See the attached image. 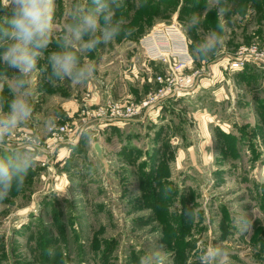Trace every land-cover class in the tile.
<instances>
[{"label": "rangeland", "instance_id": "obj_1", "mask_svg": "<svg viewBox=\"0 0 264 264\" xmlns=\"http://www.w3.org/2000/svg\"><path fill=\"white\" fill-rule=\"evenodd\" d=\"M77 2L56 0L48 51ZM125 5L134 34L82 58L95 64L94 78L50 84L47 53L38 60L33 115L5 146L36 163L24 188L0 203V264H137L145 248H158L165 264H198L211 244L227 253L225 264H264V63H227L241 46L263 48L264 0H219L221 16L216 0ZM5 15L11 9L0 7ZM219 22L226 31L217 53L190 54ZM169 25L191 56L182 74L198 70L194 91L142 119L100 125L101 105L141 106L159 88L168 64L147 60L139 39Z\"/></svg>", "mask_w": 264, "mask_h": 264}, {"label": "clouds", "instance_id": "obj_2", "mask_svg": "<svg viewBox=\"0 0 264 264\" xmlns=\"http://www.w3.org/2000/svg\"><path fill=\"white\" fill-rule=\"evenodd\" d=\"M217 16L225 9L216 0ZM0 7L11 9V15L0 17V203L8 200L13 191L19 192L36 161L26 150L6 149L7 138L17 126L31 119L34 96L31 75L38 60L47 53L49 83L69 81L81 85L94 78L96 66L84 57L101 45H109L118 38L129 39L134 29L127 27L123 15L125 0H83L73 5L63 33L53 43V23L56 0H0ZM210 12L212 9L207 6ZM194 27L199 31V20L193 16ZM224 23H217L209 35L192 53H201L200 59L214 56L224 43ZM195 58V56H194ZM14 73V74H10ZM10 94L9 100L3 93ZM192 219L195 210L187 209ZM252 227L249 223L245 230ZM227 253L211 244L203 248L198 264H225ZM137 264H165L164 254L158 248H145Z\"/></svg>", "mask_w": 264, "mask_h": 264}, {"label": "built area", "instance_id": "obj_3", "mask_svg": "<svg viewBox=\"0 0 264 264\" xmlns=\"http://www.w3.org/2000/svg\"><path fill=\"white\" fill-rule=\"evenodd\" d=\"M162 38L164 42L160 40ZM140 46L149 61L165 62L168 64L167 73L156 75V80L160 84L154 95L142 101L138 106L126 104L115 107H109L103 104L98 108L100 125L112 124L117 120H135L142 119L147 115L151 107L171 98L190 94L194 91L196 85V75L198 70L182 74L183 70L188 68L191 63V56L187 51V42L185 38L177 32L174 25L158 27L139 39ZM255 64L264 63V46L259 47L256 44L241 46L233 56L228 58L230 69H240L246 63ZM116 108V109H115ZM97 111V113H98ZM61 130H67L64 126ZM63 134H67L62 132ZM62 143L71 141L62 140ZM46 153V152H45Z\"/></svg>", "mask_w": 264, "mask_h": 264}, {"label": "water", "instance_id": "obj_4", "mask_svg": "<svg viewBox=\"0 0 264 264\" xmlns=\"http://www.w3.org/2000/svg\"><path fill=\"white\" fill-rule=\"evenodd\" d=\"M94 148H95L96 152L99 154L100 151H101V148H100V146H99V144L97 142L94 143Z\"/></svg>", "mask_w": 264, "mask_h": 264}]
</instances>
